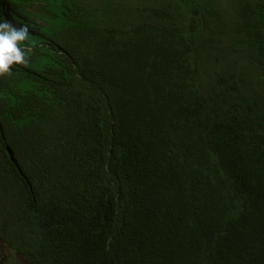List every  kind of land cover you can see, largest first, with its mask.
Returning <instances> with one entry per match:
<instances>
[{
    "label": "trees",
    "instance_id": "16d2710c",
    "mask_svg": "<svg viewBox=\"0 0 264 264\" xmlns=\"http://www.w3.org/2000/svg\"><path fill=\"white\" fill-rule=\"evenodd\" d=\"M0 240L28 264H264V0H0Z\"/></svg>",
    "mask_w": 264,
    "mask_h": 264
},
{
    "label": "clouds",
    "instance_id": "9594fccd",
    "mask_svg": "<svg viewBox=\"0 0 264 264\" xmlns=\"http://www.w3.org/2000/svg\"><path fill=\"white\" fill-rule=\"evenodd\" d=\"M30 39L31 33L26 25L0 21V76H11L14 66L26 67L29 64L32 48L26 45ZM8 252L19 254L0 240V264L4 263V254Z\"/></svg>",
    "mask_w": 264,
    "mask_h": 264
},
{
    "label": "crops",
    "instance_id": "0c3cea01",
    "mask_svg": "<svg viewBox=\"0 0 264 264\" xmlns=\"http://www.w3.org/2000/svg\"><path fill=\"white\" fill-rule=\"evenodd\" d=\"M6 254V255H5ZM5 261L3 264H28L21 255L17 253H5Z\"/></svg>",
    "mask_w": 264,
    "mask_h": 264
}]
</instances>
